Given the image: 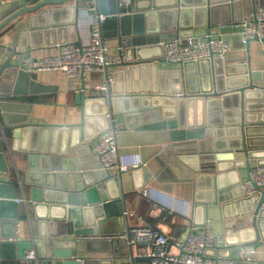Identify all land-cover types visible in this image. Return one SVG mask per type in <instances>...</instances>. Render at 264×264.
<instances>
[{
	"label": "water",
	"instance_id": "1",
	"mask_svg": "<svg viewBox=\"0 0 264 264\" xmlns=\"http://www.w3.org/2000/svg\"><path fill=\"white\" fill-rule=\"evenodd\" d=\"M83 5L92 9L86 15L103 16L98 23L101 37L116 39L125 49L123 68L114 72L103 94L85 95L81 89L75 102L81 110L78 124L32 126L26 114L11 115L9 101L2 98L16 96V87L30 78L17 69L18 63L29 60L32 50L44 46L41 38L55 32L59 40L49 46L81 45L77 38ZM254 5L255 0H134L133 11L122 12L127 6L120 0H0V128L5 140L10 133L13 140L7 153L25 154V170L17 171V181L0 180L1 261H20L33 251L38 264H88L89 259L78 256L109 251V242L78 238L124 233L122 174L104 171L99 160H91L93 141L117 128L167 131L168 144L157 156V174L142 165L131 169L134 191L147 187L185 196L194 212L192 225L223 238L226 247L217 251L218 256L234 264H264L258 261L264 248V192L244 197L237 174L238 168L248 173L264 166V132L255 134L264 126L257 127L249 104L252 96L263 99L264 84L246 63L227 64L231 52L223 59L158 69V62L164 61L160 43L209 34L220 24L223 11L231 15L226 21L240 23ZM67 31L69 38L61 39ZM237 37L232 50L246 51L252 40L243 44ZM150 50L154 56H149ZM138 115L153 120L132 124ZM261 115L259 124L264 125ZM1 144L0 138V172L7 174ZM226 172L236 176L231 183L234 196L228 199L222 190ZM16 188L25 198L20 214ZM199 212L203 214L197 221ZM19 222H37V239L2 241L15 238ZM214 254L213 249L205 252ZM129 261L151 264L149 258L134 255L132 248Z\"/></svg>",
	"mask_w": 264,
	"mask_h": 264
},
{
	"label": "built area",
	"instance_id": "2",
	"mask_svg": "<svg viewBox=\"0 0 264 264\" xmlns=\"http://www.w3.org/2000/svg\"><path fill=\"white\" fill-rule=\"evenodd\" d=\"M129 3V0H123ZM87 9L86 12H89ZM248 19L236 23L241 42L256 39L264 43V7L252 9ZM103 16L91 18L92 29L88 42L84 45L67 43L56 44L57 53L42 57L35 61L24 62L17 69L27 73L60 71L70 77L76 85L83 84L86 75L98 72L103 75V82L99 90L106 91L113 82L114 69L123 62L124 48L119 47L111 53L108 41L101 37L98 23ZM163 60L169 64H185L198 62L210 58L223 59L224 55L232 51V46L222 36L212 37L206 34L205 39L199 36L179 37L171 41L160 43ZM120 133L117 128H111L99 135L93 145V158L99 160L102 169L114 174H123L132 168L146 166L135 158L128 162L127 156L120 155L116 136ZM135 157V156H134ZM247 179L241 184L244 197L261 195L264 192V166L252 167L248 171ZM16 204L25 203V198L15 199ZM187 206L186 202H182ZM169 215L179 214L186 221L190 219L187 208L179 206V200L172 199L164 193L147 187L135 190L131 195L124 193L121 207V217L124 222V233L108 234L107 236L94 235L78 240H104L112 243L120 241L130 248H136L137 257H147L151 264H234L231 258L217 255V251L226 247L223 238L214 235L213 230L207 227L193 226L187 223L189 231L183 239L173 238L153 226V211L157 209ZM264 209V200L261 204ZM3 241L12 242L13 239ZM215 250L212 256L205 255L207 250ZM24 260L28 264H38L33 251L25 254ZM1 263V260H0Z\"/></svg>",
	"mask_w": 264,
	"mask_h": 264
},
{
	"label": "crops",
	"instance_id": "3",
	"mask_svg": "<svg viewBox=\"0 0 264 264\" xmlns=\"http://www.w3.org/2000/svg\"><path fill=\"white\" fill-rule=\"evenodd\" d=\"M126 7L122 8V12H130L133 11V1L129 0V3H126L123 0H120ZM169 1V0H168ZM222 1V0H218ZM167 2V0H164ZM255 8L264 7V0H255ZM89 7L87 5H83L80 9L83 11L81 13L82 23L79 26L78 38L80 39L81 45H84L88 42V36L92 29L91 18H95L94 16H88L85 14V10ZM194 8V7H192ZM249 13V12H248ZM239 15H242V11L239 12ZM237 16V15H236ZM219 23L216 26H212L210 28L209 34L212 37L222 36L231 44L235 46L238 45V32L239 28H236L234 25L236 23H229L226 20L231 18V15L223 11L219 16ZM63 35V34H62ZM61 35V39H68L69 32L67 31L64 35ZM156 36V35H154ZM151 36V37H154ZM206 35H200L199 37L205 39ZM178 36L174 37L177 38ZM154 39V38H153ZM41 40L44 43V46L41 48H37L32 50L29 53L30 59L26 62L31 63L42 57H48L50 55L57 53V48L55 45H50L52 42H58V34L55 32L53 36H49L47 38L42 37ZM108 46L110 48V52H116V49L119 48L120 43L116 39L107 40ZM154 49V48H153ZM125 50V49H124ZM124 54V51H123ZM122 54V55H123ZM149 56H154L155 51H149ZM227 64L229 65H238L242 64V62L247 64L249 71L256 75L258 82L264 84V43L261 41H250L248 44L247 50L241 52L238 49L232 50L231 53L226 58ZM18 64H21L19 62ZM226 65V63H225ZM178 65L169 64L165 61L158 62V69L160 70H172L176 69ZM123 66L115 68L114 72L120 71ZM27 73V72H26ZM30 78L26 81H23L16 87V96H12L10 98H2L5 101H9L8 110L11 111L10 114L13 116L26 114L28 124L34 125H61V126H69L78 124L81 118V110L76 106V96L81 93V89H83L85 95H95V94H103L105 91L99 90L101 83L103 82V75L98 72H92L91 74L86 75V78L81 85H76L74 81L67 77L66 74L60 71H50V72H33L28 73ZM15 92V93H16ZM251 106V113L254 117L255 121H258V126H264L263 124H259L261 120H263L262 115H264V96L263 99H259L258 96H252L249 102ZM17 111V112H16ZM153 120L151 116H142L138 115V118H134L133 123H139L142 121H150ZM35 130V129H34ZM34 130L30 129L29 133L34 134ZM120 131V130H119ZM257 131L255 134L258 136L264 132V130ZM11 133L7 134V140L4 139L2 130L0 128V138L2 140V151L5 154V161L8 164L9 172L7 174L0 172V180H16V173L19 171L20 173L25 170V154L22 152H17L14 154L7 153L8 149L12 147L13 140L11 139ZM261 138V137H260ZM168 135L166 130L156 129V130H121L120 133L116 136V142L118 146V151L120 155L127 156L128 162H134L135 158L141 162H145V169L151 173L152 175H156L160 169L159 161L157 159L158 153L163 149L164 146L168 144ZM4 140V141H3ZM227 140V139H226ZM95 140L93 141V143ZM262 143V142H261ZM258 143V146L261 145ZM135 156V157H134ZM94 161L95 159L92 157L91 159ZM237 174L240 180V183L243 184L247 179V172L245 168H238ZM137 178V177H136ZM135 178V180H137ZM233 178L236 176L232 173H227L223 178V191L226 192L224 199L232 198L234 196V192L232 190L231 183L233 182ZM122 187L121 192L124 194L131 195L134 191V178L131 174V169L123 172L121 175ZM138 182V181H137ZM15 197L16 199L24 198L20 192L19 188L15 189ZM164 193L172 199L179 200V206L182 208H187L189 211L190 219L186 221L179 214L169 215L167 212L162 211L161 209H157L153 211V220L152 224L158 230L160 229L163 233L171 236L173 238L183 239L189 228L187 227V223L191 222L194 217V212L192 210V205L187 200L185 196H175L176 193H172V196L169 193ZM27 197V193L25 195ZM28 198V197H27ZM182 202H186L187 206L183 205ZM24 203H19V212L20 214L23 210ZM157 211L158 215L154 214ZM203 213L199 212L196 215L197 221H200V218ZM33 217V215H32ZM161 225H160V224ZM164 225V227H162ZM110 228L113 229L114 225H110ZM167 230V231H166ZM68 237L72 236L71 225H67ZM15 238L12 242L20 243L21 241H28L32 238L37 239L38 232L37 231V222L32 223L30 226L29 223L19 222L15 228ZM105 236V235H102ZM3 241V240H2ZM1 241V242H2ZM106 247H108L107 253L94 252L90 255H79L78 258L81 259H89L88 264H131L129 261V251L130 247L122 244L120 241H113L109 243ZM105 247V248H106ZM134 251V255H136V248H132ZM98 250V248H97ZM103 261V262H102ZM258 261L264 262V248L259 252ZM0 264H28L27 261L23 260H6L3 259ZM141 264V263H134ZM145 264V263H142Z\"/></svg>",
	"mask_w": 264,
	"mask_h": 264
},
{
	"label": "rangeland",
	"instance_id": "4",
	"mask_svg": "<svg viewBox=\"0 0 264 264\" xmlns=\"http://www.w3.org/2000/svg\"><path fill=\"white\" fill-rule=\"evenodd\" d=\"M154 214H156V215H158V212L157 211H155L154 212ZM160 224V223H159ZM161 225V224H160ZM162 227H164V225H162ZM167 231V230H166Z\"/></svg>",
	"mask_w": 264,
	"mask_h": 264
}]
</instances>
